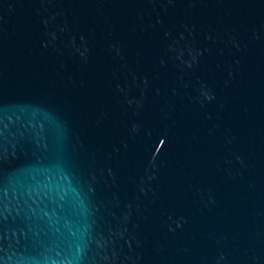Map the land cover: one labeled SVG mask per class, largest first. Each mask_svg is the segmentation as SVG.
I'll return each instance as SVG.
<instances>
[{
  "label": "water",
  "instance_id": "95a60500",
  "mask_svg": "<svg viewBox=\"0 0 264 264\" xmlns=\"http://www.w3.org/2000/svg\"><path fill=\"white\" fill-rule=\"evenodd\" d=\"M0 264H264V0H0Z\"/></svg>",
  "mask_w": 264,
  "mask_h": 264
}]
</instances>
